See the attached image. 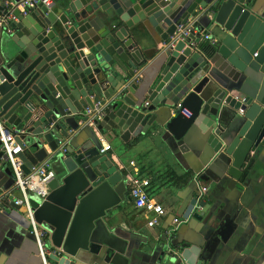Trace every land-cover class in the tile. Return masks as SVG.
Returning a JSON list of instances; mask_svg holds the SVG:
<instances>
[{
  "label": "water",
  "instance_id": "obj_1",
  "mask_svg": "<svg viewBox=\"0 0 264 264\" xmlns=\"http://www.w3.org/2000/svg\"><path fill=\"white\" fill-rule=\"evenodd\" d=\"M247 1L217 0L205 9L213 11L219 26L215 51L239 73L228 88L212 90L204 76L207 59L191 43L199 35L171 39L177 24L196 17L206 1L68 0L57 6L59 12L42 5L25 13L13 8L15 18L4 29L19 52L9 68H0V120L22 131L17 143L24 171L46 156L43 140L56 149L61 118L93 108L91 102L79 103L88 96L93 102L106 101L94 126L100 135L137 140L160 128L180 144L197 128L217 158L228 164L226 173L239 178L244 154L264 143V14L244 8ZM0 10L6 12L3 2ZM114 20L118 25L110 28ZM141 21L163 30L174 26L162 36L167 44L160 72L144 101L125 84L146 61L130 31ZM224 113L230 116L229 136L223 138L215 128ZM98 143L94 136L71 143L64 153L56 151L49 194L40 203L29 199L35 220L62 250V256H51L57 264H72L69 258L88 248L95 221L125 199L123 175L99 152ZM207 206L192 199L183 216H202ZM187 252L180 255L189 262Z\"/></svg>",
  "mask_w": 264,
  "mask_h": 264
},
{
  "label": "crops",
  "instance_id": "obj_2",
  "mask_svg": "<svg viewBox=\"0 0 264 264\" xmlns=\"http://www.w3.org/2000/svg\"><path fill=\"white\" fill-rule=\"evenodd\" d=\"M17 1L0 0L8 2L4 9H13L10 4ZM67 1L53 0L52 9L56 7L59 12L57 6ZM203 1L207 2L206 7L196 17H190L187 24H193L194 36L202 32L211 36V40L193 41L208 62L204 73L209 77L208 88H228L239 73L214 49L219 26L212 20L213 11L205 9L217 0ZM243 7L256 16L264 14V0H250ZM117 25L118 21L114 20L109 27ZM172 28L173 25L167 30ZM167 30L143 21L130 28L133 41L146 61L126 78L125 84H129L131 93L140 100H146L147 91L159 75L162 50L167 44L162 36ZM175 37L171 35V39ZM18 52L11 33L0 27V68H9ZM136 75L138 81L134 82ZM87 101L94 105L88 96L79 103L83 105ZM85 111L86 108L61 118L58 121L61 129L56 131V136L66 139L67 146L97 136L99 152L113 162L123 179L125 174L134 172L149 179L148 193L163 214L156 218V225L151 224L155 214L134 206L124 179L125 199L95 221L88 248L77 250L69 258L72 264H183L180 254L185 250L189 262L183 260L188 264H264V143L244 154L241 175L235 178L226 173L228 164L217 158L206 143L205 134L197 128H192L180 144L170 132L160 128L137 140H122L109 134L100 135L95 127L84 122ZM170 113L173 116L174 112ZM229 116V113L221 114L216 122L219 125L215 132L223 138L229 136L226 133ZM42 143L48 149L46 141ZM105 145H110V149L101 152ZM231 162L232 158L229 165ZM200 190L203 191L200 200L208 204L206 212L198 217L190 214L186 223L168 233L172 218L184 217L187 206ZM8 191L19 196L13 189L9 165L0 162V194ZM0 264H41L22 207L10 205L0 210Z\"/></svg>",
  "mask_w": 264,
  "mask_h": 264
},
{
  "label": "built area",
  "instance_id": "obj_3",
  "mask_svg": "<svg viewBox=\"0 0 264 264\" xmlns=\"http://www.w3.org/2000/svg\"><path fill=\"white\" fill-rule=\"evenodd\" d=\"M53 0H18L15 3L10 4L11 7L20 8L25 13L26 9L45 6L51 7ZM3 5L8 6V2H3ZM15 17L12 14V8H7L4 13L0 10V27H7L8 22ZM192 23L177 24L176 38H186L190 33H194ZM199 35V34H198ZM198 38L202 40H211L209 33L202 32ZM193 44L194 42L191 41ZM138 81V76L134 77V82ZM104 102H94L93 108H87L84 112L85 123L95 126V121L100 120L102 117V109ZM71 133V131H69ZM22 131H15L12 128L4 125L0 120V162L7 163L11 169L13 176V189L19 192V196H15L12 191H8L4 194H0V210L7 206H17L23 208V213L28 219L30 225V233L33 236L36 244L37 255L41 261V264H55L51 258L52 255L62 256V250L56 248L50 242L49 235L46 230L37 223L34 218L33 209L30 206L29 199L33 198L39 203L43 201L49 194L48 183L54 177V171L51 165L52 157L55 152L64 153L66 151L67 142L66 139H60L58 146L54 151L49 148L46 149V156L35 165H33L28 172L23 169V161L20 158L22 152V146L17 143V137L20 136ZM110 149V145H105L100 148L101 152H105ZM128 194L133 201L136 208L142 209L145 212H152L155 216L151 219V224L156 225L158 223L157 217L162 216L163 210L156 204L148 193L149 179L142 177L137 172L128 173L124 176ZM203 191H199L196 200L199 201L202 197ZM187 218L173 217L172 225L167 230L168 233L175 231L180 225L186 223ZM180 258L186 263L180 255Z\"/></svg>",
  "mask_w": 264,
  "mask_h": 264
}]
</instances>
